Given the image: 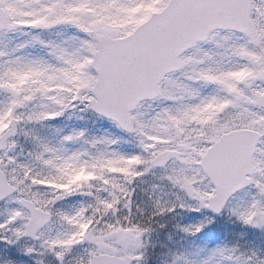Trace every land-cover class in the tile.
<instances>
[{
    "label": "snow or ice",
    "instance_id": "obj_1",
    "mask_svg": "<svg viewBox=\"0 0 264 264\" xmlns=\"http://www.w3.org/2000/svg\"><path fill=\"white\" fill-rule=\"evenodd\" d=\"M0 264H264V0H0Z\"/></svg>",
    "mask_w": 264,
    "mask_h": 264
}]
</instances>
